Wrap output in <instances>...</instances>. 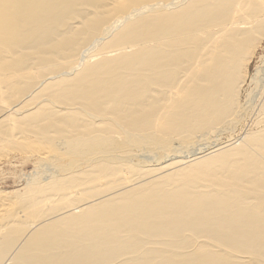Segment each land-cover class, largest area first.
I'll use <instances>...</instances> for the list:
<instances>
[{
  "label": "bare ground",
  "instance_id": "bare-ground-1",
  "mask_svg": "<svg viewBox=\"0 0 264 264\" xmlns=\"http://www.w3.org/2000/svg\"><path fill=\"white\" fill-rule=\"evenodd\" d=\"M263 40L264 0H0V153L59 171L0 195V264H264V107L177 154L239 122Z\"/></svg>",
  "mask_w": 264,
  "mask_h": 264
},
{
  "label": "rangeland",
  "instance_id": "rangeland-1",
  "mask_svg": "<svg viewBox=\"0 0 264 264\" xmlns=\"http://www.w3.org/2000/svg\"><path fill=\"white\" fill-rule=\"evenodd\" d=\"M263 61L264 40L256 47L251 61H245L246 67H243L245 80L239 92V101L242 105L243 112L239 122L227 128L226 131L224 129L223 131L211 135L210 138L205 137L204 140V137H202L198 139L193 147L190 149H181L180 153L177 154H181L182 156H184V154L190 155L194 150L198 151L199 149L204 151V153H208L214 149V145L226 146L230 143L238 142L246 133L254 131L257 128V121L262 115L264 107V84H262V86L261 84H256L255 80H253V76L258 67H264ZM259 85L261 87L258 88ZM175 146L178 148L180 147L178 141L175 142ZM136 153L141 154V151L137 150ZM156 154L157 153L154 152L147 153L141 159L135 158V160H141L142 165L145 167L149 168L150 166L152 168H157L163 160L158 162L160 159ZM42 157L41 152L27 153L20 149H12L5 153H0V195L7 194L10 198L12 194L14 195L15 193L25 191L31 176L47 181V179L45 180L47 176H52V174L58 175L59 171L57 169L55 170L50 162L44 164ZM9 202L10 201L6 200L4 204L8 205ZM24 237L23 235L20 239L22 240ZM21 240H19V242Z\"/></svg>",
  "mask_w": 264,
  "mask_h": 264
}]
</instances>
